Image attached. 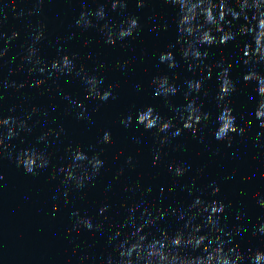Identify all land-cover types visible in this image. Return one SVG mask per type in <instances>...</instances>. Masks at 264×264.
Returning a JSON list of instances; mask_svg holds the SVG:
<instances>
[{
    "label": "water",
    "instance_id": "obj_1",
    "mask_svg": "<svg viewBox=\"0 0 264 264\" xmlns=\"http://www.w3.org/2000/svg\"><path fill=\"white\" fill-rule=\"evenodd\" d=\"M6 2L9 7L0 12V33L11 35L17 31L20 35L8 45L0 40V48H8L6 55L0 59V82L11 80L22 83L24 87L3 89L0 83V96L3 97L0 99V117L13 116L21 120L27 118L33 107L39 111L31 113L32 118L28 120L32 132L6 141L9 148L0 151V173L4 176V180L0 181V264H106L109 256L118 259L116 244L131 232L127 217L132 204L143 201L135 213L136 222L140 223L145 207L153 215L158 209L171 207L182 210L196 197L207 202L218 200L226 205L227 219L221 218V223L227 231L233 232L229 246L236 247L244 255L252 254L249 249L253 253L264 250V235H252L255 228L264 222V208L256 203L257 194L264 196V137H257V133L264 130L249 116V113L255 112L259 99L257 86L255 82L243 80L248 67L238 59L240 52L236 47L239 43L243 48L250 37L238 36L234 42L207 48L206 63L212 65L224 59L233 64L231 77L237 83L230 106L237 116V124L246 127L245 122L253 119V127L246 128L243 137L235 135L231 147L214 138L212 132L219 109L215 102L216 69H213L212 78L206 79L204 84V91L208 94H201L198 101L204 111L212 114L211 120L200 126L199 136L204 137V143L193 137L190 130H185L182 135L170 140L164 148L167 155L162 156L157 166H153L154 149L158 147L154 133L136 126L135 122L124 128L119 121L122 115H135L136 110L145 105L154 107L166 119L173 115L163 99L154 94L151 87L153 77L167 75L173 78L178 75L175 83L182 86L187 79L206 75L200 69L195 74L188 71L187 63L181 57L180 45L177 44V9L164 3V0H145L142 8L136 6V0H128L124 11H112L110 0H44L38 14H29L37 0ZM13 3L17 5L15 12L12 10ZM82 4H86L89 10L103 5L107 22L113 24H119L128 15H135L143 31L135 40L125 41L123 45L120 42L115 46L107 45L100 31L104 21L86 30L75 26L74 21L84 11ZM231 6H236L235 0H232ZM240 23L243 21L233 22V28ZM40 25L45 26V35L37 47L45 65L63 54H75L77 67L83 65L90 75L103 76L105 86L113 85L118 99L104 103L85 100V86L79 77L29 73L31 65L24 63L21 57L32 42L34 30ZM154 25H158L159 29L154 30ZM70 35L72 38L68 39ZM85 41H88L87 45ZM170 45L174 47L170 48ZM169 50L175 53L177 60V67L172 70L159 64L157 59L160 53ZM118 61L127 67L124 70L117 68ZM101 64L103 67H100ZM257 71L264 74V64L257 66ZM38 79H46L47 82L37 87L35 81ZM136 85H140L139 92L135 90ZM184 90L182 87L172 98L173 104L181 106L186 103ZM61 94L81 100L92 123L75 119V112L79 109L63 101ZM175 123L181 126L180 122ZM61 127L64 131L57 138L55 133ZM49 129L53 130L48 136L50 143H37L38 137ZM103 131L111 132L113 141L110 145L97 142ZM0 132H6V129H0ZM133 137L139 138L141 143L137 144ZM90 145L93 151L101 152L105 161L100 175L83 190L75 189L71 183L63 184L64 177L58 173V168L71 163L69 148L79 146L87 151ZM30 147L43 150L51 157L49 167L37 175L25 173L7 155L8 151L15 155ZM92 154L90 151L89 155ZM128 157H132L134 166L126 163ZM181 162L190 165V170L183 177H175L168 166ZM122 167L124 172L120 174ZM198 169L202 171L198 172ZM229 176L232 178L226 179ZM213 183L220 188L217 195H212V188L209 187ZM108 185H111L110 189ZM126 187L131 190L124 191ZM161 187L164 192L160 191ZM185 187L190 191L183 190ZM69 189V196L65 197L63 193ZM65 200L69 202L65 203ZM105 204L109 206L107 220L98 213ZM74 210L82 216L91 217L94 223L103 221L104 228L99 232L83 227L73 231L74 217L71 213ZM238 213L243 215V220L236 219ZM195 222L203 223L202 217ZM182 224L183 221L169 215L146 231L157 237L161 230L172 235ZM237 227L247 231L237 236L234 232ZM118 230L123 235L109 243V236ZM207 231L205 227L204 232ZM182 254L196 256L201 254V250L185 248Z\"/></svg>",
    "mask_w": 264,
    "mask_h": 264
},
{
    "label": "clouds",
    "instance_id": "obj_2",
    "mask_svg": "<svg viewBox=\"0 0 264 264\" xmlns=\"http://www.w3.org/2000/svg\"><path fill=\"white\" fill-rule=\"evenodd\" d=\"M111 10L127 9L128 0H110ZM44 0H37L36 6L29 14H38L40 6ZM177 9V44L180 45V53L182 59L187 63V69L195 74L197 69L206 72L203 78H193L184 81V84L178 85L175 80L179 76L170 78L167 75H157L151 80V87L157 97L163 99L165 106L172 116L164 118L160 112L154 107L145 105L142 109H137L135 115L128 113L122 115L120 124L124 128H129L135 122L136 126H142L145 131L154 133L158 147L154 149L152 165L157 166L162 156L167 155L164 148L169 145L171 139H175L182 135L185 130H190L193 137L198 138L200 143H204V137L199 136L200 126L206 121L211 120V113L203 110V106L198 103L201 94L207 96L204 91L206 79L212 78V71L216 69L215 77L217 81V92L215 102L219 109L216 116V127L212 135L217 141L226 143L229 147L233 144L235 135L243 137L246 128L253 127V119L245 122L246 127L237 124V116L234 114L233 108L230 106V98L236 92V83L231 77V69L233 64L221 59L212 65L206 63L208 59L207 48L212 46H222L229 42L236 41L237 37H250V41L246 42L243 48L239 43L236 44L240 52L238 59L248 67V71L243 74L245 82L256 83V93L259 99L254 113H249L258 122V127L264 130V74L257 71V66L264 64V0H235V7L232 0H164ZM137 7H144L145 0H136ZM9 4L6 0H0V12L7 9ZM84 11L79 18L74 21L75 26L86 30L95 28L96 24L104 21L100 31L103 34L104 42L107 45L115 46L118 42L135 40L143 31V26L139 22V18L135 15H128L119 24L107 22V13L105 7L100 5L94 10H89L86 4H82ZM17 5L12 4L13 12L16 11ZM231 17V19H228ZM95 21V22H94ZM243 21L237 28H233V22ZM45 26L40 25L34 30L32 42L25 48V54L21 57L24 63L31 65L28 69L29 73H39L43 76L46 72L51 77L59 74L60 77L75 76L79 77L84 84V99H94L101 103L108 102L110 99L115 101L118 96L114 94V86L109 84L105 86L103 76L90 75L83 65L77 67L75 54H63L58 59L52 61L49 65L41 59L40 49L37 47L39 42L44 38ZM159 26L154 25V30H158ZM167 30V26H164ZM20 33L13 31L11 35L0 33V40H4L5 45L11 44L18 39ZM71 35L68 39H71ZM88 41H85L87 45ZM173 48L174 45H170ZM59 51V49H58ZM8 52L7 46L0 48V59ZM14 59V58H13ZM159 64L166 65L169 70L177 67L175 53L171 50L162 52L158 56ZM2 67V66H0ZM100 67H103L101 64ZM117 68L124 70L127 65L117 62ZM46 79H38L35 86L39 87L46 84ZM2 83L3 89L23 88L24 85L17 84L15 81L5 80ZM184 88V99L186 103L177 106L172 103V98L176 97ZM137 92L140 91V85L135 86ZM59 92L60 90L57 89ZM0 99H3L0 96ZM61 99L69 105L75 106L79 111L75 112V119L87 120L92 123L91 117L88 115L87 108L84 103L67 94H61ZM249 99H253L250 97ZM25 111V109H21ZM39 109L33 107L31 113L38 112ZM31 113L26 119L17 120L13 116L0 117V129H6V132H0V151L7 150L9 145L6 141H12L17 137H22L24 133H31L32 128L28 124L31 120ZM47 115V113H44ZM176 121L181 126H177ZM64 129L61 127L55 136L59 138ZM53 130L49 129L37 139V143L48 145L50 142L48 136ZM257 137H264V131L257 133ZM137 144L141 140L133 137ZM113 141L110 131H103L102 137L98 139L99 144L110 145ZM69 159L71 163L67 166L59 167L58 173L62 174L63 184L69 183L75 189L83 190L92 183L97 176L100 175L104 168L105 161L101 158V152H95L90 145L88 150H83L79 146L69 148ZM92 151L93 154L89 155ZM7 155L17 167H22L25 173L37 175L40 171L49 167L51 163L50 154L35 147H30L19 151L13 155L11 151ZM126 163L133 165L132 157H128ZM169 172L175 177H183L190 170V165L183 162L168 166ZM120 174H123L124 168H120ZM198 172L202 169H198ZM234 175V174H233ZM55 178V177H53ZM232 177H226L231 179ZM4 180V176L0 173V181ZM195 180L193 181V183ZM139 187V184H137ZM212 188V195H217L220 188L209 185ZM111 188V185H108ZM131 189L125 188L124 191ZM183 190L190 191L187 187ZM69 190L64 191L65 197L69 196ZM151 191V189H148ZM161 192L165 189L161 187ZM258 195L256 203L264 208V196ZM65 200V203H68ZM143 201L134 203L128 209L127 224L131 226V232L119 239L123 235L121 231H115L109 236V243L118 240L116 244V252L118 259L109 256L106 264H264V250H256L254 253L249 249L251 255L242 254L236 247H231L233 232L227 231L226 227L221 223V218L227 219L225 215L226 205L218 200L207 202L200 197H196L188 207L177 210L173 208L157 210L155 215L148 210L147 207L142 212V222L137 223L135 213L140 209ZM55 211V209H54ZM109 212V206L105 204L99 208L98 213L104 216V220L109 219L106 213ZM175 216L177 221H183L182 227L174 234L169 235L167 231L161 230L160 236H152L151 231H146L156 225L158 221L165 219L167 216ZM74 217L73 231H78L81 227L89 231H101L104 228V222L94 223L91 217L80 215L78 210L71 213ZM198 217H202L203 223H196ZM237 220H243L242 214H237ZM205 227L208 228L204 232ZM246 228L237 227L234 229L235 235L239 236L242 232H246ZM257 233L264 235V222H261L253 231L252 235ZM151 236V239L149 237ZM79 247V245H77ZM190 248L193 251L201 250L200 255L192 256L182 254V250Z\"/></svg>",
    "mask_w": 264,
    "mask_h": 264
}]
</instances>
